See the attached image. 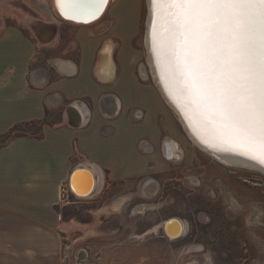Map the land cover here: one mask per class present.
Masks as SVG:
<instances>
[{
	"label": "rangeland",
	"instance_id": "374dc122",
	"mask_svg": "<svg viewBox=\"0 0 264 264\" xmlns=\"http://www.w3.org/2000/svg\"><path fill=\"white\" fill-rule=\"evenodd\" d=\"M40 1L0 0L5 4L0 6V32L12 25L24 30L41 49L33 66L55 77V67L50 70L48 63L55 62L58 54L64 50L62 54L77 58L75 24L56 15L52 0H42L58 32L54 42L40 43L23 19H46L35 6ZM131 5L135 10L129 18V30L122 35L132 38L137 75L153 83L146 46L147 0H114L105 16L90 26L100 33L119 29L122 12ZM130 31L134 34L131 38ZM110 38L116 45L123 42L120 36ZM170 109L174 115L171 130L176 134L166 133L162 143L150 149L160 157L156 168L126 180L107 177L95 197L64 193L56 206L60 221L52 229L0 225L4 264H264V171L227 164L203 151ZM40 128L38 123L21 127L28 136L39 133ZM168 137L180 144L176 158L167 156ZM4 140L0 137V149L11 141ZM172 216L182 218L185 224L184 233L174 239L165 234L163 227ZM17 231L24 237L22 240H18ZM40 231L50 237L52 255L25 238ZM84 249L88 255L81 260L78 254Z\"/></svg>",
	"mask_w": 264,
	"mask_h": 264
},
{
	"label": "crops",
	"instance_id": "0c3cea01",
	"mask_svg": "<svg viewBox=\"0 0 264 264\" xmlns=\"http://www.w3.org/2000/svg\"><path fill=\"white\" fill-rule=\"evenodd\" d=\"M74 27L77 58L62 54L64 50L58 54L54 59L68 62L69 72L49 62L55 77L33 66L41 49L24 30L12 25L0 32V135L32 123L42 132L38 138H14L0 149V225L7 228L52 229L60 221L56 206L74 167L92 168L105 183L107 177H142L160 162L150 149L166 133L176 134L171 130L174 115L159 87L136 73L132 31L128 40L118 27L104 33L90 25ZM111 36H120L122 44L110 42ZM109 50L115 67L108 75L103 65ZM72 104L83 107L76 126ZM18 237L24 238L20 232ZM26 237L40 251L53 254L48 235L40 231ZM4 254L0 250L1 264Z\"/></svg>",
	"mask_w": 264,
	"mask_h": 264
},
{
	"label": "snow or ice",
	"instance_id": "6c2138e0",
	"mask_svg": "<svg viewBox=\"0 0 264 264\" xmlns=\"http://www.w3.org/2000/svg\"><path fill=\"white\" fill-rule=\"evenodd\" d=\"M99 19L109 0H56ZM149 51L170 102L201 144L264 165V0H149Z\"/></svg>",
	"mask_w": 264,
	"mask_h": 264
},
{
	"label": "bare ground",
	"instance_id": "6f19581e",
	"mask_svg": "<svg viewBox=\"0 0 264 264\" xmlns=\"http://www.w3.org/2000/svg\"><path fill=\"white\" fill-rule=\"evenodd\" d=\"M41 1L39 2L38 5H35V6L42 10V12L46 16V19L45 20H38L35 18H29L28 16H25L23 19L27 23V25H30L32 27V31L35 34V36H37L39 38L40 43L50 44V43L54 42V39L57 37L56 34L58 32V27H57V24L54 22L55 20L52 18L48 9H45V7L47 6V3L45 1H42V2ZM112 2H114V0H109L108 5L106 6L103 14L99 17V19L93 20V21L88 22V23L77 22V21L65 18L63 15H61V12H60L59 8L57 7L56 0H52V5H53V8H54L56 15L60 19L67 21V22H71L75 25H91V24L98 22L99 20H101L105 16V14L108 12ZM147 5H148V15H147V20H146V46H147L148 60H149L150 66H151L152 74H153L155 83L159 87L164 99L166 100V102L170 106V108H172L176 112V114L178 115V117H179L181 123L183 124L188 135L203 151L213 155L218 160H220L224 163L234 164V165H244L247 167L256 168V169H260V170L264 171V165H260L259 163L255 162V161L246 159L245 157H241V156H234V155H230V154H226V153H222V152H214L211 148L205 146L204 144H201L200 140L198 139V134H195L193 132V130L188 127V122L183 118V116L181 115L179 110L175 107V105L170 102L169 98L167 97V95L164 91L162 84L160 83V81L157 78L155 68L153 67V59H152L150 51H149V40H148V31H147L148 22L150 19L149 0H147ZM0 6L5 7V4L0 2ZM127 9L128 10L124 11V13L122 12V16L120 17L119 29L123 34H126V32L129 30V26H130L129 18L132 16L131 13L133 12V10H135L133 5L129 6ZM108 49H109V47H108ZM103 51H107V50H103ZM107 53H108V51H107ZM103 56H104V54H103ZM105 57H106V54H105ZM100 60H102V59H100ZM55 63H57L59 65V68L61 71L69 72L68 62H66L65 60L64 61L63 60H60V61L56 60ZM113 63L114 62H113L112 57H111V52L109 50V58L106 61L105 65H103L104 66L103 71L105 73H107L108 75L110 74L111 68L115 67ZM99 65H97V66H99ZM112 75H113V73H112ZM100 78H101V76H100ZM106 78H104V79H106ZM74 104L71 105V108L73 109L72 111L75 113V119L71 123L73 125H78L79 124V121H78L79 114H81L79 120H82V117H83L82 116L83 107H81L80 105H77V104L74 105ZM71 113H68L69 116L70 117L74 116V114L73 113L71 114ZM165 143L167 144L166 152H167L168 157L176 158L180 155V144L177 140L175 141L173 138L168 137V138H166ZM69 180H70L69 183H70L72 189L76 193H78V194H76V193H74V194H76L78 197L92 196L96 191H98L99 186L101 185V182H102V180L100 178H97V176L94 173V170L92 168L87 167V166H85L83 168L79 167V168H77L76 172H74V171L71 172L70 176H69ZM163 227H164V230L167 233V235L171 239H174V238L180 237L184 233L185 224H184V221L182 220V218H180L178 216H172L171 218L164 221ZM81 255H84L85 257H87V252L85 250H82L80 253V256Z\"/></svg>",
	"mask_w": 264,
	"mask_h": 264
},
{
	"label": "trees",
	"instance_id": "16d2710c",
	"mask_svg": "<svg viewBox=\"0 0 264 264\" xmlns=\"http://www.w3.org/2000/svg\"><path fill=\"white\" fill-rule=\"evenodd\" d=\"M23 125H16L14 128H12L10 131H8L7 133H4L2 135H0V137H3L5 140V142H9L10 140L20 137V136H26V131H24V129H21ZM22 131V132H21ZM42 135L41 130L38 132H32L31 136L32 137H40ZM67 217V213H64V218Z\"/></svg>",
	"mask_w": 264,
	"mask_h": 264
},
{
	"label": "built area",
	"instance_id": "2783aa9c",
	"mask_svg": "<svg viewBox=\"0 0 264 264\" xmlns=\"http://www.w3.org/2000/svg\"><path fill=\"white\" fill-rule=\"evenodd\" d=\"M69 107H70V106H69ZM69 107H68V108H69ZM68 108H67V109H68ZM77 168H79V167H78V166L74 167V168L72 169L71 172H73V171L76 172V171H77ZM71 175H72V174H71ZM69 182H70V180L68 181L67 186H64V187H63V190H62L63 194H64V193H69V192H71V193H73V194L76 193V192L72 189V187H71V185H70ZM76 194H78V193H76ZM93 195H94V194H93ZM93 195H92V196H93ZM78 256H79V254H78ZM85 258H86V257L81 258V257L79 256V259H81V260H84Z\"/></svg>",
	"mask_w": 264,
	"mask_h": 264
},
{
	"label": "water",
	"instance_id": "95a60500",
	"mask_svg": "<svg viewBox=\"0 0 264 264\" xmlns=\"http://www.w3.org/2000/svg\"><path fill=\"white\" fill-rule=\"evenodd\" d=\"M74 126H76V125H74ZM165 233H166V232H165ZM166 234H167V233H166ZM87 255H88V253H87ZM79 256H80V255H79ZM80 257L83 258V257H85V256H84V255H81Z\"/></svg>",
	"mask_w": 264,
	"mask_h": 264
},
{
	"label": "flooded vegetation",
	"instance_id": "af4514ba",
	"mask_svg": "<svg viewBox=\"0 0 264 264\" xmlns=\"http://www.w3.org/2000/svg\"><path fill=\"white\" fill-rule=\"evenodd\" d=\"M166 234V233H165ZM167 235V234H166Z\"/></svg>",
	"mask_w": 264,
	"mask_h": 264
}]
</instances>
